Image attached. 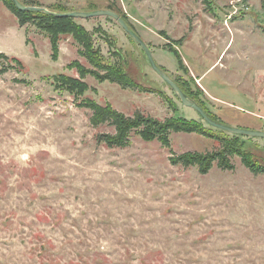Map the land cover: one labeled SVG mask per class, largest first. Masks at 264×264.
Returning <instances> with one entry per match:
<instances>
[{
	"label": "rangeland",
	"instance_id": "obj_1",
	"mask_svg": "<svg viewBox=\"0 0 264 264\" xmlns=\"http://www.w3.org/2000/svg\"><path fill=\"white\" fill-rule=\"evenodd\" d=\"M90 1L92 10L124 16L157 65L187 91L201 90L220 121L264 130V0ZM74 21L100 68L71 35L60 36L53 60L44 31L20 25L0 1V53L23 64L0 59V264H264V174L237 155L232 168L214 161L206 173L171 163L172 155L219 147L195 132L169 131L164 145L132 131L128 145L110 147L97 135L114 127L93 125L85 103L195 120L260 163L264 138L217 129L183 106L115 19ZM74 61L137 87L80 77ZM60 74L78 82L68 87Z\"/></svg>",
	"mask_w": 264,
	"mask_h": 264
},
{
	"label": "trees",
	"instance_id": "obj_2",
	"mask_svg": "<svg viewBox=\"0 0 264 264\" xmlns=\"http://www.w3.org/2000/svg\"><path fill=\"white\" fill-rule=\"evenodd\" d=\"M4 6L10 10L17 18L20 25L26 23H32L36 25L40 30L44 31L50 42L51 56L53 60L58 57L59 47L58 42L61 35H71L72 39L81 47L78 50L80 56L85 57L91 64L98 66L94 61L95 50L92 48V43L89 34L82 25L74 21L73 17L68 16H54L43 12L34 11H20L13 4L12 0H0ZM25 5L42 6L37 0H19ZM48 9L56 12L68 11L66 5L62 3H54L47 6ZM124 17V16H122ZM264 32V30H263ZM179 66H182V59L176 50H172ZM9 62L8 66L15 64L19 69H23L22 62L16 57L8 58L5 54L0 53V59ZM77 68V71L82 77L85 73H91L97 79L110 80L117 82L125 88L137 87V84H133L125 78L120 79L115 75L99 74L93 70L89 71L80 66L76 61L71 63ZM99 67V66H98ZM100 68V67H99ZM5 70V69H4ZM6 71V70H5ZM57 80L60 83L67 84L68 87L75 86L78 82L77 79H72L66 75L60 74ZM175 81V80H174ZM176 82V81H175ZM177 83V82H176ZM181 90L192 100H194L199 106H201L205 112L214 120L222 122L214 114L206 110L203 100L199 98L202 91L197 92L187 91L181 85L178 84ZM85 106L92 111L90 122L93 125H99L102 123H109L114 127V133H101L97 135V140L103 142L110 147H124L129 143V136L132 131L137 132L143 139L152 140L158 139L162 144H168L169 131L175 132H195L203 136L213 138L218 141L219 147L212 151L206 152H183L178 155H172L170 161L173 164L180 163L184 166L197 165L201 173H206L211 167L212 162L217 161L218 166L221 168H232L233 165L229 163V157L237 155L240 157L242 163L254 174H264V163L257 162L251 152L240 148L236 143V139H230L224 136H218L207 132L195 120L185 119L183 117H168L162 121L152 118L149 115L143 113H135L133 116H126L122 112L117 111L110 105H101L95 101H87ZM223 123V122H222Z\"/></svg>",
	"mask_w": 264,
	"mask_h": 264
},
{
	"label": "water",
	"instance_id": "obj_3",
	"mask_svg": "<svg viewBox=\"0 0 264 264\" xmlns=\"http://www.w3.org/2000/svg\"><path fill=\"white\" fill-rule=\"evenodd\" d=\"M15 7L20 11H34L43 12L54 16H68L73 18H89L94 16H109L115 19L120 27L128 33L134 41L143 49L148 59L151 68L159 75L173 90L174 94L183 106L190 107L194 109L204 122L217 129L224 130L228 133L235 135H243L248 137H259L264 138V130H254L242 127L231 126L226 123L219 122L208 116L205 110L199 106L194 100L190 99L178 86V84L155 62L151 50L145 41L123 20V18L114 10L111 9H95L90 11H78L70 10L64 12H56L48 9L45 6L36 5H25L19 0H12Z\"/></svg>",
	"mask_w": 264,
	"mask_h": 264
},
{
	"label": "crops",
	"instance_id": "obj_4",
	"mask_svg": "<svg viewBox=\"0 0 264 264\" xmlns=\"http://www.w3.org/2000/svg\"><path fill=\"white\" fill-rule=\"evenodd\" d=\"M42 6H49L51 4L54 3H62L64 5L67 6L68 11L70 10H84V11H90L92 9H94L95 6L91 5L90 0H37ZM88 5V10L85 8V6ZM75 6H80L78 9H75ZM93 6V7H91ZM68 38H70V36H68ZM200 78V77H199ZM201 85V84H200ZM201 87L203 88V86L201 85ZM206 96L209 98L208 94L206 93L205 89L203 88ZM252 114H256V113H252ZM245 119V118H243Z\"/></svg>",
	"mask_w": 264,
	"mask_h": 264
}]
</instances>
